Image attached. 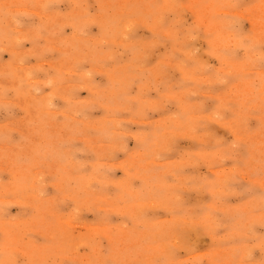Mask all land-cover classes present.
<instances>
[{
  "label": "rangeland",
  "instance_id": "1",
  "mask_svg": "<svg viewBox=\"0 0 264 264\" xmlns=\"http://www.w3.org/2000/svg\"><path fill=\"white\" fill-rule=\"evenodd\" d=\"M0 264H264V0H0Z\"/></svg>",
  "mask_w": 264,
  "mask_h": 264
}]
</instances>
